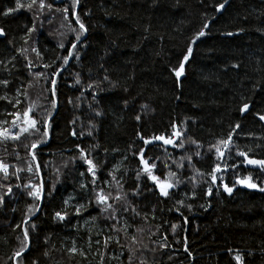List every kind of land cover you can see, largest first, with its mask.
I'll list each match as a JSON object with an SVG mask.
<instances>
[{
    "label": "trees",
    "instance_id": "trees-1",
    "mask_svg": "<svg viewBox=\"0 0 264 264\" xmlns=\"http://www.w3.org/2000/svg\"><path fill=\"white\" fill-rule=\"evenodd\" d=\"M221 2L158 0L153 5L152 0H81L77 11L88 31L81 38L84 46L80 48V60H70L66 70L57 77V108L54 110L50 104L51 93L44 90L50 87L49 83L43 78L37 81L29 74L24 67V57L16 49H29L27 55L37 65L32 68L33 73L50 71L45 70L42 63H51L57 54L66 55V51L58 48L57 44L63 41L67 48L70 47L69 41L74 39V33L69 30L75 26L71 10V26L63 21L61 12L50 14L45 11L44 16L36 21L37 30L31 33L27 44L22 37L27 27L32 26L34 13L22 8L8 16L0 15V27L6 33L0 37V61L16 56L8 67L12 69V64H15L18 69L9 73L3 71V65H0V78L11 81L7 90L0 86V95L7 91L10 98L15 97V89L31 81L32 86L27 88L28 99L19 97L22 103L17 107L22 111L34 102L31 115L38 120L46 115V109L52 112L49 138L41 146L38 156L45 191L51 194L46 195L42 210L30 221L36 227L34 231L29 230L30 246L22 258H17L19 264H32L33 260L37 264H98L96 245L93 243L92 250L88 249L89 235L95 240V233L104 226L98 212L90 208L81 219L71 214L64 222L53 219L54 212L64 208L65 199L75 197L69 201L70 212L71 205L85 201L79 185L87 183L90 177H81L79 173L84 171L82 162L72 159L78 155L76 144L91 150L93 158L101 165L98 173L101 179H110L108 171L113 165L118 166L117 178L125 175L124 188L129 192L135 187L137 167V161L128 150L129 144L135 142L136 148L143 146L136 132L140 131L145 136L166 130L170 132L171 122H184L188 135L203 144L199 149L202 156L193 157V164L204 173L210 172L214 163L207 153L208 144L226 135L230 125L237 123L240 128L237 129L239 135H234L235 144L245 151L252 148L250 156L264 158V122L257 115L264 114V35L258 31L264 29V0H228L225 8L217 12L215 5ZM46 3H52L53 9H62L70 0H46ZM10 7H15V0H0V13ZM85 11H90V14L84 16ZM206 20L210 28L193 45V52L185 63V73L178 85L172 69L179 66L193 34L201 29ZM241 28L244 31L238 32ZM227 32L237 34H223ZM33 46L41 52L42 62L31 52ZM232 63H238L240 67L232 69ZM99 64L108 69L110 80L116 86L103 82L100 87L105 91L98 94L100 103L97 105L91 90L85 86L91 80H102L103 70L98 68ZM75 73H80V85L75 83ZM242 98L243 102H250V110L243 115L238 111ZM69 99L72 103L68 102ZM124 101H127L126 106ZM143 104L149 106L146 113L141 108ZM95 107L102 109V116H95L92 111ZM5 110L14 111L7 101H0V119H5ZM137 114L141 115L140 122L135 119ZM7 119L11 120V117ZM73 120L75 124H70ZM89 120L96 124L93 136L69 134L73 128L77 133L87 129ZM36 138L33 136L31 139ZM26 143L30 144L31 140L23 136L16 142L21 157L19 161L12 152V142L6 145L7 154L5 145L0 144V159L24 166L27 156L23 145ZM94 144L99 147L91 148ZM194 150L192 145H186L185 149L168 146V153L173 159H178L185 151L191 154ZM148 155L165 159L163 149L158 147L152 148ZM125 156L128 158L124 159ZM242 159L236 157L233 150L228 163ZM46 162L47 167L44 166ZM65 163L67 167H64ZM185 165L180 175L184 183L172 190L171 199L158 197L147 189L133 199L142 216L132 220L130 213L124 215L133 225L128 231L136 236L137 243H132L123 233L120 234L121 242L134 251H142L147 264H235L227 251L229 248L233 249V254L236 250L242 252L245 264H264L261 252L264 248V192L236 185L232 194L220 188L219 192L214 189L213 195L206 197L203 195L206 188L204 180L209 178L206 175L202 178L196 176L187 162ZM56 168L60 169L59 174ZM235 172L241 177L251 174L264 187L261 183L264 173L258 169L246 170L240 165ZM19 175L21 184L29 178L26 171ZM223 176L225 182L232 186L234 171L229 170ZM186 177H194L199 183L193 187ZM0 182L17 183L14 177ZM193 191L195 197H191ZM13 193L5 197L4 204L0 206V264H14L11 257L21 246L16 239L21 229L13 231V228L22 220L26 204L33 202L22 189L13 187ZM176 199L192 204V210L181 208V216L175 211V207H179L175 205ZM89 213L97 219L91 221ZM143 214H147V219L143 218ZM184 217H187V223ZM86 220L89 222L85 223ZM172 224L178 225L175 233ZM136 228L143 231L136 232ZM73 239L77 248L85 251L86 257L68 253ZM185 239L191 256L184 251ZM46 249L49 250L48 257L44 256ZM110 251L118 255L121 250L113 244ZM249 252L251 255H248ZM127 255L125 250L121 259L126 260ZM105 264H108L107 260ZM111 264H118V261L112 260ZM133 264H136L135 260Z\"/></svg>",
    "mask_w": 264,
    "mask_h": 264
},
{
    "label": "snow or ice",
    "instance_id": "snow-or-ice-1",
    "mask_svg": "<svg viewBox=\"0 0 264 264\" xmlns=\"http://www.w3.org/2000/svg\"><path fill=\"white\" fill-rule=\"evenodd\" d=\"M81 0H70L69 4H66L62 9H53L52 3H46V0H15L14 8H7L0 15L8 16L13 14L14 12L19 11L20 9H26L34 13L33 23L31 27H27V31L25 36L22 37L24 39V43L27 44L28 39L30 38L31 33L37 30L36 21L44 16L45 11L52 14L54 12H61L63 14V21L67 23V25L71 26L69 30L74 33V39L69 41L70 47H65L63 41L57 44V47L60 49H64L66 51V55H59L52 59L51 63H42V67L45 72H32V68L37 65L33 63L31 59H29L27 53L29 51L28 48H17L16 52L20 53L24 60L26 61L24 67L28 69L30 75H32L37 81L40 78H43L47 81L50 87L45 88L44 90L51 93V109L57 108V77L66 70L67 65L70 60L75 59L77 61L80 60V48L84 46L81 38L85 36L88 31V28L84 21L81 19L78 14V6L80 5ZM158 0H152L153 5H155ZM228 0H222L221 3L215 5V10L220 12L227 5ZM71 10V16L73 20H69V11ZM90 11H85L83 13L84 16H88ZM212 19H215L214 17ZM51 22V21H49ZM43 21H41L42 25ZM78 26V27H77ZM210 28L209 21L206 20L201 29L195 32L187 45L186 52L182 54V59L179 62V66L172 69L174 76L176 77L177 84L180 83V78L185 73V63L190 59V56L193 52V45L197 43L202 37L206 35V31ZM145 31H148L145 28ZM238 32L244 31V29H238ZM261 31V34L264 35V29H258ZM227 36H233L237 33L227 32L223 33ZM6 35L5 30L0 27V37H4ZM61 35H66L61 33ZM11 43V41H9ZM31 52L36 54V57L41 62L43 61V56L41 52L36 47H31ZM16 60V56H12L8 61H0V65H3V71L11 72L12 70H17L16 65L12 64V69H9L8 65L12 63V61ZM57 61H60L58 64ZM232 69H238L240 65L238 63H232L230 65ZM99 69L103 70L102 80H91L85 86L86 89L91 90V95L93 101L99 105L100 101L97 99V96L100 92L105 91L104 88L100 87L103 82H108L112 87H115V82L110 80L108 75V69H105L103 64L98 65ZM75 83L77 85L81 84L80 73H75ZM11 81L7 78H0V86L3 89L7 90ZM32 86V82L29 81L27 85H21V87H17L15 89V97L10 98L5 91L4 95H0V101H7L8 104L11 105L14 111L8 112L5 110L3 115L5 119H0V144L5 145L4 151L7 154L8 149L6 147L8 142L13 143L12 152L15 154V158L17 161L21 159L19 152L16 148V142L21 140L23 136L26 140H31L30 144H24L23 147L26 149L27 159L24 162V166H20L16 163L6 162L5 159H0V173L3 175L0 176V181H9L12 177L15 178L17 183L15 185L11 183L0 182V206H2L5 202V197L10 195H14L13 187L17 189H22L27 197L32 199V203L26 204V210L23 214L22 220L20 223L16 224L13 228L15 231L16 228L21 229V234L16 237L18 241H20L21 246L18 250L13 253V257L11 259L14 261V264H19V260L17 258H22L23 253L29 248L30 245V236L29 230H35V224L30 223L31 218L35 216L36 212L42 210V204L46 195H50V192L45 191V181L41 176V164L39 163L38 156L41 150V146L47 143L49 138V130H50V119L52 117V112L49 110H45L46 115L38 120L31 113L34 111L35 104L30 103L27 107H25L22 111L17 107L22 103L19 97L23 96L25 100L28 99L27 88ZM127 91V88L124 89ZM82 92L84 89L81 90ZM47 99V97H45ZM244 98H242V103L238 108V111L243 115L245 112L250 110V102H243ZM72 103L71 99L68 101ZM125 106L127 105V101H124ZM91 107V105H90ZM141 108L145 110V113L149 109L147 104L141 105ZM96 117H100L103 115L102 109L99 107L92 108ZM260 121L264 122V114H257ZM7 117H11V120L7 119ZM78 119V118H77ZM137 122H140L141 115L137 114L135 117ZM70 124H75V120L70 121ZM184 122H180L177 124L176 122H171L169 127L171 131L161 132L159 134H153L151 136L142 135L140 131L136 132V137L138 141L142 142V147L136 148L135 142L129 144V152L131 153L133 159L137 161V167L135 169V187L131 189V191H126L124 188L125 175H120L117 178L116 172L119 171L118 166L113 165L112 169L108 171L107 175L110 179H101L98 175L101 165L95 161L92 156V152L89 149L82 148L80 144H76L75 147L78 150V155L73 157V160H79L82 162V167L84 171H81L79 175L81 177H90L87 183L81 182L79 187L84 192L85 201L83 203H76L71 205V212L69 211V201L75 199V197H69V199H65L63 204L64 208L62 210L55 211L53 214V219L64 222L67 220L69 215L75 216L77 219H81L82 214L88 209L92 208L98 212L99 216L104 220V226L100 228L96 233V239L93 240L92 236L89 235L88 239V249L91 251L93 247V243L96 245L95 254L99 256L98 264H105V261H108V264H111L112 260L118 261V264H133V261H136V264H147V260L144 258L143 252L139 249L135 251L127 244H123L121 242V233H123L124 237H129L132 243H137L136 236L134 234L129 233V228L133 225L129 222L128 218L124 214H131V219L135 220L136 217H141L142 213L138 210V206L135 205L132 201L136 197L142 195L143 190L147 189V191L152 192L158 197L164 199H171L173 196L172 190L176 189L179 185L184 183V181L180 178L182 170L185 168V162H187L188 166L193 168V172L196 176H200L201 178L205 175L209 178L204 180V184L206 188L204 189L203 195L206 197H211L214 193V189L216 192H219V189L222 188L225 193L232 194L233 189L236 185H241L247 187L249 189H258L261 192H264V187H261L259 183H257L251 174L244 175L241 177L236 174L235 170H237L240 165L245 167L253 166L258 169L261 173H264V158H256L255 156H250L249 153L253 152L252 148H248L247 151L241 150L238 145L235 144L234 135H239L237 129L240 128V124L237 123L235 125H230L229 131L226 135L219 136L215 139V142H210L208 144L207 153L212 157L214 163L211 166V171L208 173L202 172L200 169L195 168L193 164V157H201L202 153L199 151L203 147V144L192 138L187 133V128L183 126ZM42 128V131H41ZM96 129V124L94 121H88V128L77 133L75 128L70 131V135L72 136H84L85 133L88 136H93V132ZM252 135V134H248ZM33 136H37L36 139H31ZM264 139V138H262ZM186 145L195 146V150L188 154L185 151V154L180 156L178 159H173L171 155L168 153V146H171L173 149H185ZM99 147L98 144H94L91 148ZM158 147L163 149L165 159L161 160L159 156H149L148 153L152 150V148ZM260 147V145H257ZM235 150L236 157H242V160H234L231 164L228 163L229 159L232 156V152ZM107 151V149H105ZM113 151H118L117 149H113ZM128 157L125 156L124 159ZM47 167V162L44 165ZM64 167H67V163L64 164ZM161 167L165 170L161 172ZM11 169V171H10ZM233 170L235 175V180L232 186H229L227 182H225L223 173ZM26 171L29 174V178L25 183H19L21 177L19 173ZM55 171L59 174L60 169L56 168ZM126 171V170H125ZM159 173V174H158ZM143 178V180H142ZM189 183L193 184L195 187L196 181L194 177H186ZM150 183V187H149ZM261 183H264L262 181ZM52 189H55V186H52ZM187 195V194H186ZM196 193L193 191L191 193V197H195ZM175 205L179 207H175V211L180 213L183 216V212H181V208L186 207L189 211L192 210V204H185L184 200L176 199ZM210 206V205H209ZM204 207V205H201ZM172 209H170L171 211ZM207 210V209H205ZM15 211V209H13ZM89 217L91 221H95L97 217L91 216L89 213ZM143 218L147 219V214H143ZM89 221H85L88 223ZM122 222V223H121ZM184 222L187 223V217H184ZM119 225V226H117ZM173 233L176 232L178 225H171ZM91 232V229L89 230ZM143 229L136 228V232H141ZM115 234V235H113ZM45 243H48V238H45ZM185 247L184 251L191 256V252L189 251L187 245V240H184ZM115 244L117 248H119L120 254H115L110 251L111 246ZM163 247V245L161 246ZM146 248V246H145ZM127 251V259L122 260L121 256L124 254V251ZM68 253L73 255H80L82 257H86V253L84 250L77 248L76 240H72V246L67 249ZM153 251H155L153 249ZM228 253L232 256V259L235 261V264H245L244 254L239 250H236L233 254V249L229 248ZM139 252V256L137 255ZM262 254H264V248L261 249ZM251 255V252L248 253ZM44 256H49V250L46 249L44 252ZM171 259V257H170ZM32 264H37L36 260L32 261Z\"/></svg>",
    "mask_w": 264,
    "mask_h": 264
},
{
    "label": "water",
    "instance_id": "water-1",
    "mask_svg": "<svg viewBox=\"0 0 264 264\" xmlns=\"http://www.w3.org/2000/svg\"><path fill=\"white\" fill-rule=\"evenodd\" d=\"M55 113H56V111H55ZM242 167H243L244 169H246V170H252V171H253V170H256V168H254L253 166H247V167H245V166L242 165ZM39 212H40V211L36 212L35 216H33V217L31 218V220H32L33 218H35V217L39 214ZM29 246H30V245H29ZM28 249H29V248H28ZM28 249H27V250H28ZM27 250H26V251H27ZM26 251H25V252H26ZM25 252H24V253H25ZM24 253H23V254H24Z\"/></svg>",
    "mask_w": 264,
    "mask_h": 264
},
{
    "label": "rangeland",
    "instance_id": "rangeland-1",
    "mask_svg": "<svg viewBox=\"0 0 264 264\" xmlns=\"http://www.w3.org/2000/svg\"><path fill=\"white\" fill-rule=\"evenodd\" d=\"M242 187H244V186H242ZM245 188H247V187H245ZM247 189H249V188H247Z\"/></svg>",
    "mask_w": 264,
    "mask_h": 264
}]
</instances>
